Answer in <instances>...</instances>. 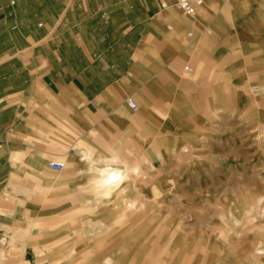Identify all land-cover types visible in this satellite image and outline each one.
<instances>
[{"label":"rangeland","instance_id":"1","mask_svg":"<svg viewBox=\"0 0 264 264\" xmlns=\"http://www.w3.org/2000/svg\"><path fill=\"white\" fill-rule=\"evenodd\" d=\"M247 13H253L255 21L245 16L238 31L231 26L224 32V57L212 45L220 34L203 23L199 32L186 33L187 41L201 42L202 54L182 65L183 74L165 96L145 104L134 97L139 107H128L122 122L68 132V142L59 146L63 159L54 158L64 161V168H45L23 187L27 210L12 227L30 230L24 247L11 240L7 226L1 228V264L58 262L65 256L54 253L55 241L65 231H73L77 238L90 236L74 213L91 214L97 224L106 223L91 235L95 238L91 242L123 246L128 254L150 262L264 264V0ZM206 35L211 37L209 46L202 42ZM150 109L154 113H145L153 118L144 115ZM98 127L97 140L91 143L95 148L107 153L114 146L130 165H139L140 174L124 185L131 199L145 201V212L109 206L89 183L84 184L91 176L90 164L69 148ZM157 140L166 143L161 142V160L152 161ZM164 144L171 149H164ZM172 147L178 150L173 152ZM31 189L35 192L29 194ZM88 198L93 211L83 212ZM69 224L70 230L60 232ZM34 241L51 249L34 256L29 250ZM112 256L114 261L115 253Z\"/></svg>","mask_w":264,"mask_h":264},{"label":"crops","instance_id":"2","mask_svg":"<svg viewBox=\"0 0 264 264\" xmlns=\"http://www.w3.org/2000/svg\"><path fill=\"white\" fill-rule=\"evenodd\" d=\"M259 1L206 0L187 15L175 0H0V230L23 220L24 185L51 168L69 131L122 122L130 97L165 96L202 54L186 33L203 23L224 57V32L255 21ZM100 127L69 150L102 153L91 144Z\"/></svg>","mask_w":264,"mask_h":264},{"label":"bare ground","instance_id":"3","mask_svg":"<svg viewBox=\"0 0 264 264\" xmlns=\"http://www.w3.org/2000/svg\"><path fill=\"white\" fill-rule=\"evenodd\" d=\"M150 130H148V132L152 131ZM161 142L166 143V140L164 141L157 140L154 143L157 146H155V151L151 153L152 161L153 159L161 160L162 158L161 157L162 156L161 155ZM166 145L167 144H164L163 148L169 151L171 148ZM182 147L185 148L186 146H182ZM177 150L178 148L172 147L173 152ZM80 152H81L80 157H79L80 161L83 163H89L90 165L94 163L95 169H104L106 167H120L126 173V179H124L122 182H115L111 185L97 187L89 183V181L94 178L95 172L94 171L90 172L88 168V172L91 173V176L86 180V182H84V184L89 183L88 187H90L94 192L97 193V194L96 193L94 194L96 195L101 194V196L108 203L109 206L123 207L124 212L125 211L128 212V210L130 212H133V209H135V207L136 209H139V210L142 209L141 210L142 212L146 211L147 206L145 205V201L142 198L131 199L128 193L129 187L124 185L127 179H129L130 181L131 179H135L136 176L140 174L138 164L130 165L128 163L129 161L127 160V157H125V155L123 154H118L115 151L114 146L107 153H104L103 151L100 150L99 152H102V153L96 154V153H93L87 150L86 148L84 149L82 148ZM113 158L118 159L117 164L112 163ZM81 172H82L81 170H77V174H80ZM154 191L156 193L159 192L158 189H154ZM32 192H35V189L28 190L29 194H31ZM91 199L92 198H88L86 203L82 205L81 208H83L82 209L83 212L93 211L91 208H94V205L91 204V202H93L91 201ZM100 202L98 203V205H100ZM124 212H121L120 217L122 216V213ZM72 214L73 213H71L70 216ZM76 214L77 213H74L72 216L77 217V222L80 225L85 226L83 227L86 229L85 235L88 234L90 236H85V237L81 236L77 238L76 234L73 233V231H68V232L65 231L62 235L60 234L61 236H59V239H56L55 241L57 246L56 248H54V253H56L57 255L58 253H64L65 257L61 256L59 258V260L61 261L59 262L58 260V262H55L53 264H80L83 260L86 264H103V260L106 257H111L113 264H158V261L154 263V262H150L149 260H147L144 256L142 257L136 256L135 255L136 253H134V255H133V252H130V254H128L127 251L123 250V246L112 247L113 245H109L108 243L100 242V243L95 244L94 242H91L92 240H95V238L92 237L91 235L97 234L100 231H102L105 228L106 223L102 222L103 225L97 224L98 221L93 219L90 216L91 214L89 215L81 214V217H78ZM68 219H69V216H68ZM59 221H63V220L59 219ZM75 222L76 220L74 219L72 223H75ZM58 223L59 222H52L50 225L54 226V224H58ZM174 223H176V221L175 222L171 221V224H174ZM176 224L181 225L180 222H177ZM69 226L70 224L63 226V229H61L60 232H63L64 230H66L65 228H68V230H70ZM7 227L9 230L8 235L11 236L10 237L11 240H15L18 243V248L24 247L21 245H24L25 242L28 240L27 238H28V234L30 230L19 229L17 227H12V226H7ZM98 237L99 235L97 236V238ZM79 247H80V250H78ZM50 249H51V246L50 247L47 245L43 246L39 244L38 241L32 242L29 246V250L33 253L34 256L37 254H41L46 251H49ZM114 253H115V259L113 261L112 255ZM81 259L83 260L81 261ZM161 264H176V262L164 263L161 261ZM179 264H186V263L182 261Z\"/></svg>","mask_w":264,"mask_h":264},{"label":"clouds","instance_id":"4","mask_svg":"<svg viewBox=\"0 0 264 264\" xmlns=\"http://www.w3.org/2000/svg\"><path fill=\"white\" fill-rule=\"evenodd\" d=\"M180 6L187 7V0H180ZM112 163L117 164L118 159L113 158ZM89 171L95 172L94 178L90 180L89 183L97 187L111 185L115 182H122L124 179H126V173L120 167H106L104 169H95L93 163L89 166ZM103 264H113L111 257H106L103 260Z\"/></svg>","mask_w":264,"mask_h":264},{"label":"built area","instance_id":"5","mask_svg":"<svg viewBox=\"0 0 264 264\" xmlns=\"http://www.w3.org/2000/svg\"><path fill=\"white\" fill-rule=\"evenodd\" d=\"M175 1H176L175 2L176 6L180 8L187 15H195L198 8L203 6L206 2V0H187V7H181L180 0H175ZM222 1H226V0H222ZM165 5L166 4H163V6ZM185 70L190 71L191 68L189 66H186ZM127 102L133 110H136L138 108V104L133 98L131 97L128 98ZM49 166L56 171H61L64 168V163L59 160H51Z\"/></svg>","mask_w":264,"mask_h":264}]
</instances>
